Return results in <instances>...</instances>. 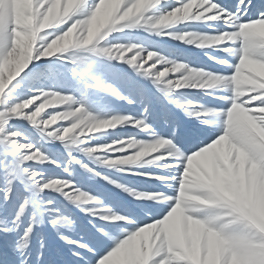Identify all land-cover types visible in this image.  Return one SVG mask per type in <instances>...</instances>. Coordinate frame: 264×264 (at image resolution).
Here are the masks:
<instances>
[{
    "label": "rangeland",
    "instance_id": "rangeland-1",
    "mask_svg": "<svg viewBox=\"0 0 264 264\" xmlns=\"http://www.w3.org/2000/svg\"><path fill=\"white\" fill-rule=\"evenodd\" d=\"M185 2L0 0V30L11 25L17 42L7 58V71L0 64V95L12 82L15 70L29 63L35 51H47L59 41V51L54 50L50 58L34 57L0 98V154L13 158V166L22 173V178L12 181L0 172V264H98L139 227L146 226L143 221L154 222L150 209L157 206L154 202L165 201L164 193L179 203L176 186L165 183L174 167L166 162L173 158L170 149L179 145L190 156L201 141L213 142L226 127L221 131V121L212 118V110L229 107L226 100L238 101V91L250 83L264 87V65L241 68L238 64L242 38L235 42L219 39L225 33L235 34L226 19L213 21L209 14L196 19L205 0H191L197 13H189L187 6L178 7ZM215 2L228 12H237L241 0ZM250 3L246 21L264 12V0ZM257 31L264 36V23ZM68 32L72 35L62 39ZM204 44L207 46L201 47ZM128 60L141 67L156 60L153 67L175 79L163 75L158 79L155 68L153 73L141 74ZM166 63L171 67L162 66ZM178 64L185 66L180 73L175 71ZM192 71L204 73L194 84L215 86L183 87ZM166 88L168 94L162 90ZM45 92L71 96L75 105L85 109L81 115L92 117V122L129 119L99 135L91 134L90 129L81 132L75 143L71 138L61 141L62 128L58 126L65 122L51 126L46 121L57 114L56 109H46L35 122L26 118L35 106L20 114L11 111L17 104L42 98ZM73 102L57 107L65 113L75 111ZM140 121L147 130L136 126ZM129 140L138 145H155L160 140L169 144L159 148L153 159L146 156L135 163L108 165L107 160L128 159L119 145ZM108 146L109 150L115 146L116 151L86 155L93 147ZM140 150L127 149L126 154L136 156ZM34 151L41 152L45 160L41 162ZM222 152L224 169L209 162L187 180V188L181 183L180 190L187 198L195 193L193 181L208 185L241 215L264 224V169L240 156L233 161L230 146ZM160 153L165 154V160L159 159ZM29 154L35 161L26 163L23 158ZM179 163L177 158L176 165ZM184 167L187 174L186 161ZM32 172L40 173V185L59 180L72 187L40 191V185L30 179ZM81 195L89 199L76 198ZM218 211L199 209L190 214L207 218ZM61 218L67 223L54 227L52 221ZM156 224L158 227L130 248L118 264H149L153 236L161 240L166 236L176 245L178 259L188 264H217L219 244L205 229L190 225L183 210L167 225L162 221ZM205 242L208 257L201 260Z\"/></svg>",
    "mask_w": 264,
    "mask_h": 264
},
{
    "label": "snow or ice",
    "instance_id": "snow-or-ice-1",
    "mask_svg": "<svg viewBox=\"0 0 264 264\" xmlns=\"http://www.w3.org/2000/svg\"><path fill=\"white\" fill-rule=\"evenodd\" d=\"M184 6H187V11L189 13H197V9L193 6L191 0H186L182 6L178 7ZM251 7L250 0H241L237 12H228L226 8L219 6L215 0H205L204 4L199 9V15L195 17L196 19H200L201 14H209L213 21H223L226 19L227 23L235 30V34L225 33L226 35L220 36L219 39L224 40L226 38L228 42H235L242 38V58H240L238 62L241 68L253 63L257 66L264 65V36L260 35L257 31L260 24L264 23V12H262L256 19L246 21L244 16ZM173 15H175V11H173ZM184 18L187 19V17ZM64 31H67V29ZM71 35L72 33L68 32V35L62 36V39L67 40ZM16 43L11 25L7 30H0V64L4 66L5 71H7V58L9 54L14 52ZM58 43L59 41L53 43L47 51H43V49L35 51L33 53V59L29 63L23 64L15 70L11 77L12 82L28 68V66L34 61V57L39 59L52 57L54 50L59 51V49H57ZM41 51H43L42 56L40 55ZM144 55L145 58H147L148 51H145ZM150 61L151 64L147 67L145 65L148 63H144L143 67L133 60H128L127 63L136 66V69L141 74L153 73V69L155 68V72L159 73L158 79L161 78L162 75L169 80L175 79V77L164 73L160 67H153L156 65V60ZM221 63L227 64L226 61ZM162 66L171 67L169 63L163 64ZM184 67V65L178 64L175 71L180 73L181 69ZM233 75H236V67L234 68ZM203 76L204 73L192 71L186 79H197ZM212 79L217 80L216 77H212ZM12 82L10 84H12ZM217 82L220 81L217 80ZM9 85L5 88V91ZM192 86L201 88L213 87L215 85H202L196 83ZM192 86L183 87L187 88ZM171 87H173V85H168V88ZM109 90H111V88H109ZM162 90L168 94L167 88ZM4 94L0 95V98H2ZM237 95L238 101H225L229 107L212 110V118H219L221 121V131L226 127V131H223V134H219L218 138H215L211 143L201 141L200 144H197L194 148V154L190 156H186L184 150L179 145L170 149L173 158L168 159L166 162L169 165H174V167H172L169 179L166 180L165 183L176 186L179 203H177V199L174 197L169 198L168 194L164 193L163 195L166 197L165 201L160 203L154 202L157 206L150 209L152 212L151 220L154 222H148L147 220L143 221L146 223V226L139 227L138 230L129 235L127 239H124L118 247L110 251L102 259H99L98 264H118V261L129 251L130 248L135 246L142 237L153 232V229L158 227L156 224L157 221H162L164 225H167L169 221L176 217L177 213L181 212V210H183L190 225L205 229L206 232L219 244V250L215 256L217 264H264V224L250 219L245 215H241L232 205L221 201L213 188L208 185L193 181L195 193L187 198H185V193L180 190L181 183H185V187L187 188V180L191 178L198 169L209 162H212L215 168L224 169L226 157L222 150L226 145L230 146L232 150L233 161H235L237 156H240L241 158H246L252 164L259 166L261 169H264V87L255 83H250L245 89L238 91ZM49 97L52 99H49ZM57 102L60 103L57 104ZM69 102H73L71 96L45 92L43 93L42 98H33L17 104L11 109V111L20 114L21 110H28L30 106H35L33 113L26 117L28 120L35 122L37 121V118L41 117L42 113H45L46 109H56L57 114L51 115V118L46 121L51 126L56 125L58 121H64L65 123H61L58 126L62 128V135H59V139L64 141L71 138L73 143L76 142L75 137L80 135L81 132H87L90 129L91 134L99 135L104 130L115 128L118 124H123L129 119L120 118L92 122V117L89 116L85 118L81 115L85 112V109L78 107L74 102V107H76L75 111L65 113L63 108L57 107L58 105H66ZM233 104H235V106H233ZM229 109H231V111H229ZM189 115L195 116L196 114L189 113ZM205 115H208V113H205ZM71 118H76L78 122L72 121ZM136 126L147 130L143 121L138 122ZM65 129H67V131H65ZM209 130L213 131V129ZM2 131L3 127H0V132ZM52 135L56 136L57 133L53 131ZM205 143L207 146H202ZM125 144L127 145V148L125 147ZM167 144H169V141L167 140H160L159 143L155 145H138L132 140L121 142L119 149L123 151L120 152L124 153L128 159H111L107 160V164L114 166L116 164L135 163L139 161L141 157L146 156L149 159H153V154L157 153L159 148ZM20 147L22 149H27L29 146L20 145ZM136 148L143 149L138 151L139 155L132 156L126 154L127 149ZM100 150H103L104 153L107 154L116 151V148L115 146H111V150H109V146L93 147L87 151L86 155L92 156ZM34 152L45 160V157L41 152ZM177 158L180 161L179 165H176ZM23 159L26 163L35 161L32 154L24 156ZM159 159L165 160V154L160 153ZM184 161H186L188 169L187 174L185 173ZM13 164V158L0 154V172H3L4 176L9 180L15 181L18 178H22V173L20 172L19 167H14ZM13 173H15V175H13ZM39 176L40 173L32 172L30 174V179L33 183L40 185L38 179ZM58 185H63V189H70L72 187L70 183H61L59 180H54L50 183L40 185V191L58 189ZM68 198L72 199V195L69 194ZM76 198L84 200L89 199L82 195ZM49 203L51 205L52 202ZM199 209L220 211L214 212L207 218H196L194 214H190ZM20 211L23 212L24 209L21 208ZM169 213H171V215H169ZM165 217L168 219L165 220ZM115 219L120 220V217H115ZM61 220H63V218L59 220L54 219L52 221L53 226L55 227L58 225ZM28 231L31 233L32 229L29 228ZM153 241L154 243L150 247L148 257L149 264H188L187 261L178 259L176 255V245L167 239L166 236L163 240L158 236H153ZM207 257L208 246L205 242L201 249V260H204Z\"/></svg>",
    "mask_w": 264,
    "mask_h": 264
},
{
    "label": "clouds",
    "instance_id": "clouds-1",
    "mask_svg": "<svg viewBox=\"0 0 264 264\" xmlns=\"http://www.w3.org/2000/svg\"><path fill=\"white\" fill-rule=\"evenodd\" d=\"M202 46H207V45L204 44V45H202ZM194 83H195V79H194V78H187V79L184 81L183 86H192V85H194ZM38 158H39V160H40L41 162L44 161V158H43V157H38ZM63 187H64L63 185H58V186H57L58 189H63ZM60 223H61V224H66L67 222L64 221V220H61Z\"/></svg>",
    "mask_w": 264,
    "mask_h": 264
},
{
    "label": "bare ground",
    "instance_id": "bare-ground-1",
    "mask_svg": "<svg viewBox=\"0 0 264 264\" xmlns=\"http://www.w3.org/2000/svg\"><path fill=\"white\" fill-rule=\"evenodd\" d=\"M209 81H210V80H209ZM209 81H208V82H209ZM210 82H211V81H210ZM223 83H224V82H223ZM251 184H252V183H251Z\"/></svg>",
    "mask_w": 264,
    "mask_h": 264
}]
</instances>
